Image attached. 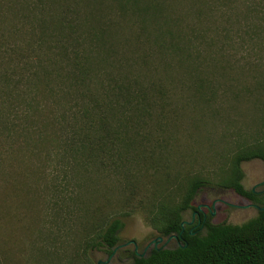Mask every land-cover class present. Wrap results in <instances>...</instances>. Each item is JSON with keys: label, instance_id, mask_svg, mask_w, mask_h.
Segmentation results:
<instances>
[{"label": "trees", "instance_id": "1", "mask_svg": "<svg viewBox=\"0 0 264 264\" xmlns=\"http://www.w3.org/2000/svg\"><path fill=\"white\" fill-rule=\"evenodd\" d=\"M235 2L0 0V175L21 216H33L49 204L50 165L62 162L75 264H95V249L112 255L121 217L135 212L180 245L132 252L131 264H264V191L246 190L241 168L264 162V73L254 86H232L253 91L255 137L236 143L213 177L185 168L172 107L178 89L206 105L217 96L231 22L240 18ZM250 9L245 18L258 24L245 19L243 44L264 24ZM211 184L258 205L257 215L232 225L211 223L209 213L203 229L182 230Z\"/></svg>", "mask_w": 264, "mask_h": 264}, {"label": "rangeland", "instance_id": "2", "mask_svg": "<svg viewBox=\"0 0 264 264\" xmlns=\"http://www.w3.org/2000/svg\"><path fill=\"white\" fill-rule=\"evenodd\" d=\"M240 18L232 19V30L227 45V66L229 71L221 78V87L217 96L206 105L200 103L199 96L193 92L176 91L172 99V107H177L179 117V144L186 149L183 160L185 168L192 165L191 170L198 171L207 177H213L215 163L226 157L234 149L236 143L252 142L255 137L256 109L252 93H240L232 86L253 85L258 73H264V24L255 29V40L243 44L245 30V11H259L264 14V0H237ZM246 19L258 24L257 18ZM243 36V37H242ZM247 39V38H246ZM242 41V43H241ZM232 80V81H231ZM239 95L235 96V93ZM210 97V94L208 95ZM207 106V107H206ZM172 107H169L171 109ZM183 148H181L182 150ZM212 163V164H211ZM62 162L56 160L50 165L48 198L44 209L39 208L33 216H21L17 204L9 198V187L0 175V264L19 261L21 264H75L73 250L74 232L70 229L73 214L69 200L71 180ZM244 172L242 184L246 190L264 191V162L252 160L241 165ZM55 179V180H54ZM54 180V181H53ZM201 205L202 211L210 215L211 223H227L241 225L257 215L255 204L237 195L234 191L208 185L197 193L193 206ZM252 205V206H250ZM258 206V205H257ZM45 210V212L43 211ZM192 211H187L184 221H191ZM54 216V218H53ZM124 227L119 234V243L112 255L103 249L90 252L95 264H131L132 252L146 257L155 247L150 243L162 237L150 227L141 213H133L121 217ZM29 232H27L26 231ZM157 244L158 248L172 249L177 245L174 239L167 242L168 237Z\"/></svg>", "mask_w": 264, "mask_h": 264}, {"label": "flooded vegetation", "instance_id": "3", "mask_svg": "<svg viewBox=\"0 0 264 264\" xmlns=\"http://www.w3.org/2000/svg\"><path fill=\"white\" fill-rule=\"evenodd\" d=\"M254 206L257 209H259V207L257 205H254ZM207 218H208L207 214L204 211H202L201 205H199V206H196V209L192 211L191 221L190 222L183 221V222H186L185 225L191 226L193 229H195L197 226H201V228H200V230H201V229H203V225H204L205 221L207 220ZM169 241H171V239L170 240L167 239V242H169ZM174 241H175L176 245H180V242L178 239H174Z\"/></svg>", "mask_w": 264, "mask_h": 264}, {"label": "water", "instance_id": "4", "mask_svg": "<svg viewBox=\"0 0 264 264\" xmlns=\"http://www.w3.org/2000/svg\"><path fill=\"white\" fill-rule=\"evenodd\" d=\"M260 184H264V181H263L262 183H260ZM253 191H255V189H253ZM250 206H252V205H250ZM260 209H261V208H260ZM211 215H214V214L211 213ZM185 224H186V222H182V223H181L182 230H183V226H184ZM173 238H174V239H177V236L173 234V235H171V236L168 237L169 240H170V239H173ZM162 240H163L162 237H158L157 239L153 240V241L150 243V245L154 243V244H155V247H154V248H158V247H157V244L160 243ZM141 257H143V256H141ZM98 264H101V262H98Z\"/></svg>", "mask_w": 264, "mask_h": 264}]
</instances>
